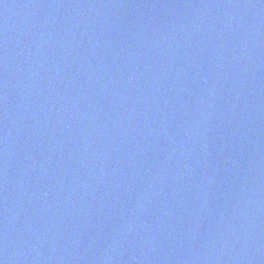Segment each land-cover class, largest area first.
Listing matches in <instances>:
<instances>
[{"label": "water", "instance_id": "obj_1", "mask_svg": "<svg viewBox=\"0 0 264 264\" xmlns=\"http://www.w3.org/2000/svg\"><path fill=\"white\" fill-rule=\"evenodd\" d=\"M3 264H264V0H0Z\"/></svg>", "mask_w": 264, "mask_h": 264}, {"label": "snow or ice", "instance_id": "obj_2", "mask_svg": "<svg viewBox=\"0 0 264 264\" xmlns=\"http://www.w3.org/2000/svg\"><path fill=\"white\" fill-rule=\"evenodd\" d=\"M0 264H3V261L2 260H0Z\"/></svg>", "mask_w": 264, "mask_h": 264}]
</instances>
